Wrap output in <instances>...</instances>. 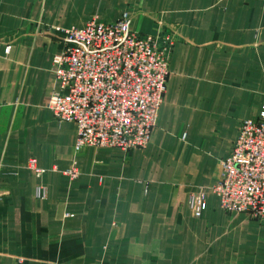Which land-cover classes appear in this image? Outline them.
<instances>
[{
    "label": "crops",
    "instance_id": "obj_1",
    "mask_svg": "<svg viewBox=\"0 0 264 264\" xmlns=\"http://www.w3.org/2000/svg\"><path fill=\"white\" fill-rule=\"evenodd\" d=\"M122 13L140 37L175 39L156 125L143 149L74 155L75 125L47 107L60 30ZM259 42L264 0H0V264H264V223L224 213L210 193L199 219L188 208L217 181L241 122L259 119Z\"/></svg>",
    "mask_w": 264,
    "mask_h": 264
},
{
    "label": "built area",
    "instance_id": "obj_2",
    "mask_svg": "<svg viewBox=\"0 0 264 264\" xmlns=\"http://www.w3.org/2000/svg\"><path fill=\"white\" fill-rule=\"evenodd\" d=\"M60 31L64 48L52 59L57 90L47 107L58 122L75 125L73 154L86 148L125 153L145 148L166 92L175 39L138 36L131 31L127 13L110 23L94 19L83 28ZM26 166L37 177L46 171L32 158ZM64 175L78 177L75 163ZM207 193L218 199L224 213L264 223V104L259 119L239 125L230 154L220 162L217 181L189 195L194 219L206 210ZM35 195L44 199L46 189L38 187ZM5 196L0 193V201Z\"/></svg>",
    "mask_w": 264,
    "mask_h": 264
},
{
    "label": "rangeland",
    "instance_id": "obj_3",
    "mask_svg": "<svg viewBox=\"0 0 264 264\" xmlns=\"http://www.w3.org/2000/svg\"><path fill=\"white\" fill-rule=\"evenodd\" d=\"M53 1H55V0H53ZM61 1H63V0H61ZM64 1L67 5L73 4V5H75V7H87V8H89L92 4V0H64ZM262 49L264 50V42H259V51H261ZM260 60H262V58L259 57V62H260Z\"/></svg>",
    "mask_w": 264,
    "mask_h": 264
}]
</instances>
